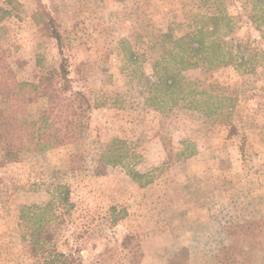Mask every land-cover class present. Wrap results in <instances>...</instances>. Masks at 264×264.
Here are the masks:
<instances>
[{"label": "rangeland", "instance_id": "rangeland-1", "mask_svg": "<svg viewBox=\"0 0 264 264\" xmlns=\"http://www.w3.org/2000/svg\"><path fill=\"white\" fill-rule=\"evenodd\" d=\"M258 6L257 0H13L12 6L0 0V8L12 10L0 20V89L11 83L10 70L51 89L57 78L47 76L65 58L72 86L105 102L77 133L60 125L52 149L0 166V264L35 263L20 209L44 205L59 184L70 186L73 207L58 209L53 242L83 264H171L181 251L184 264H264V38L247 17ZM220 8L235 16L225 37L247 45L248 63H201L181 74L226 88L236 99L230 117L146 103L153 64L170 47L160 35L172 29L183 36ZM130 49L136 64L127 60ZM10 104L0 92V120L12 134L49 102L39 98L27 114ZM113 138L128 142V162L147 174L148 184L122 165L96 172Z\"/></svg>", "mask_w": 264, "mask_h": 264}, {"label": "trees", "instance_id": "trees-1", "mask_svg": "<svg viewBox=\"0 0 264 264\" xmlns=\"http://www.w3.org/2000/svg\"><path fill=\"white\" fill-rule=\"evenodd\" d=\"M8 5H13V0H6ZM258 7L247 15L248 20L256 24V28L264 38V0H257ZM12 10L0 8V20L11 14ZM206 23L191 32L174 37L172 29L160 35L164 45L163 53L159 60L153 64L154 80L147 79L146 88L149 95L146 103L161 108L181 106L198 110L209 117L228 118L230 109L235 105V97L226 94L222 86L200 80H189L181 72L194 68L201 63L209 68H216L233 64L242 66L248 63L244 51L247 45L233 43L226 39L225 33L235 25V16L227 14L221 8L218 11L204 16ZM46 23V28H52V35L56 38L62 52V38L56 28ZM224 25L228 31L220 32ZM63 53V52H62ZM127 60L136 64L138 54L132 49L127 54ZM4 69V66H2ZM254 67H252L253 69ZM4 86L0 89L4 98L10 99L11 110L14 113L27 114V105L41 97H46L49 105L44 108L35 119L27 120L10 134L6 118L0 120V166L5 163L15 162L23 154L30 152H43L52 149L58 141V127L65 125L73 133H77L86 126L89 113L92 109L100 107L105 102L92 98L85 90L75 89L69 78L67 60L62 59L58 70L48 74L47 79L57 78L51 83L52 88H41L37 82H22L15 77L13 71ZM51 76V77H50ZM134 151V150H133ZM128 142L122 138L111 139L98 158L97 173H102L107 166L122 165L127 169L128 175L141 185L148 184L151 180L147 174L141 173L128 162L132 156ZM185 155H193L194 151ZM70 186L59 184L57 195L44 205H23L20 209L19 224L24 231L22 238L27 240L35 257L34 264H83L79 255L74 252L66 253L59 250L53 239L59 234V219L61 210H70L73 203L70 200ZM117 220V218H116ZM228 259L231 258L227 254ZM186 251H181L171 261V264H184Z\"/></svg>", "mask_w": 264, "mask_h": 264}]
</instances>
